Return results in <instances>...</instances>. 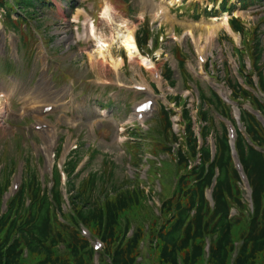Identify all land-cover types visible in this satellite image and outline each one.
Returning <instances> with one entry per match:
<instances>
[{"label":"rangeland","instance_id":"obj_1","mask_svg":"<svg viewBox=\"0 0 264 264\" xmlns=\"http://www.w3.org/2000/svg\"><path fill=\"white\" fill-rule=\"evenodd\" d=\"M51 1L55 7L41 15L42 24L38 25L35 20L28 23L29 34L24 38L26 47L13 30L7 32L2 26L0 29V96L10 97L7 106L14 112L6 117L4 113L3 121L0 119V179H4L5 166L14 159L11 191L18 178L19 185L23 184L29 162L43 184L52 188L53 170L59 167L62 171L68 156L77 150L84 157L80 180L90 172H106L109 168L119 180L138 177L150 197H146L143 211L137 218L158 216V198L164 200L172 196L180 176L175 158L164 150L177 146L161 135L160 125H164L161 107L174 112V132L184 143L187 107L192 110L195 131L200 136L201 124L197 118L203 107L200 91L209 94L214 89L222 97L226 95L231 103L234 101L228 78L246 86L243 66L247 65L245 70L251 72L252 65L243 45L258 30L264 40V0L247 7L248 0H229L234 7L226 13L221 12L223 0H74L72 4L68 0ZM107 8L110 15L105 14ZM207 12L217 17L208 18ZM195 13H199L200 18H195ZM224 16L227 20L239 17L249 34L241 36L224 27L218 31L212 46L199 25L207 23L208 26L201 27L208 29L210 24L222 23ZM92 23L96 29L94 37L87 36ZM147 25L159 47L158 50L153 48L152 38L145 49V57L154 62L155 69L129 59L120 40L127 28L136 34ZM199 46L204 48L202 53ZM236 49L245 53L244 57ZM181 60L186 61V70L179 69ZM114 61H122V64L115 68ZM45 65L48 66L47 76L51 77L49 86L58 91L70 89L69 94L62 96L59 109L45 112L46 120L56 127L58 134L51 170H46L44 138L37 121L33 115L23 114L26 103L41 85ZM166 67L174 70V84L165 77ZM156 73L161 74L162 83L157 81ZM144 84L153 89L154 104L145 118L140 119L136 117L135 108L149 98L148 92L140 90ZM254 94L264 99L258 90ZM243 105L252 109L250 102ZM237 107L234 106L233 119ZM261 118L264 119V115ZM215 121L230 124L217 114ZM136 131L141 134L137 136L140 141L133 139ZM135 143L143 147L140 163L136 159L137 151H130ZM160 178L161 186L156 185ZM66 182L67 177L63 175L67 200L65 214L70 210ZM243 186L247 196L248 188ZM156 190L162 193H155ZM156 256L147 238L139 264H156Z\"/></svg>","mask_w":264,"mask_h":264},{"label":"trees","instance_id":"obj_2","mask_svg":"<svg viewBox=\"0 0 264 264\" xmlns=\"http://www.w3.org/2000/svg\"><path fill=\"white\" fill-rule=\"evenodd\" d=\"M68 1L72 4L74 0ZM261 1L248 0L245 6ZM54 7L51 0H0V24L8 32L13 30L26 47L28 23L35 20L42 24L41 17ZM221 7L227 12L234 6L223 0ZM207 15L212 17L211 12ZM229 23L234 32L249 34L240 18H232ZM150 38L146 26L137 32L144 53ZM243 46L252 65L251 72L243 66L246 86L231 77L228 81L245 130L237 129L235 148L252 191V209L235 165L229 130L224 122L215 121V114L233 121L232 106L211 89L209 94L201 92L203 107L197 115L202 144L191 108L184 112L188 120L184 143L173 132L174 112L161 108V135L178 145L164 150L175 158L180 176L172 196L162 200L158 216L137 218L148 199L138 177L119 180L109 168L106 172H90L80 180L79 167L84 161L80 151L71 153L62 171L54 169L52 188L43 184L29 162L23 184L5 202L16 166V160L11 159L4 168V179H0V264H96L97 256L99 264H139L147 238L157 252L156 264H264V125L243 107L250 102L264 115V99L254 94L256 90L264 94V40L260 30ZM237 52L244 57L245 53ZM179 67L186 70L185 60ZM174 74L166 67L165 77L173 84ZM210 138L215 141V155ZM131 147L137 151V161L142 162V145ZM63 172L70 202L66 214ZM209 191L212 201L207 196ZM97 241L102 243L101 250L94 247Z\"/></svg>","mask_w":264,"mask_h":264},{"label":"bare ground","instance_id":"obj_3","mask_svg":"<svg viewBox=\"0 0 264 264\" xmlns=\"http://www.w3.org/2000/svg\"><path fill=\"white\" fill-rule=\"evenodd\" d=\"M175 1H180V0H173ZM106 15H110V9L107 8L105 11ZM224 16L222 18V23H213L210 24L211 26L207 29L202 28V25H207L206 24H200V29L204 30V32L208 35V42L210 45L214 46L215 45V36L217 35L218 31L221 30L222 28H227L230 30V26L228 24L227 18ZM126 31V30H125ZM93 36L96 35V29L92 23L91 27L87 29V36ZM120 40L126 49V52L128 53L129 59L136 61L139 60L142 62L146 67L149 69H155V64L153 61L150 59L141 56L140 51L137 47L136 43V38H135V33L132 29H128L125 33H123L120 36ZM200 42V41H199ZM199 51L202 53L204 51V48L199 46ZM101 55L104 56L103 50H101ZM203 55V54H202ZM205 55V54H204ZM203 58V57H202ZM113 67L117 68L120 67L122 64V61H119L118 63L114 61ZM137 62V61H136ZM47 65H45V71L42 74L41 78V85L35 90L36 94L32 96L26 103L24 109H23V114H31L34 116V118L37 121V126L40 127V133L44 138V148L43 151L47 155V165H46V170H51L52 165H53V154L54 150L57 146V141H58V134H57V129L56 127L51 123L46 120V114H45V109L48 107H52V110H57L60 107V103L62 101V96L64 94H69L70 89L69 88H64L60 91L55 90L54 86H49L51 83V77L47 76L48 74L46 73L47 71ZM156 79L159 83H162V76L160 73H156ZM142 85V84H141ZM143 88L146 90V92L149 93V98H147V101L154 100V95H153V89L150 87L149 84H144ZM146 101V102H147ZM31 102V103H30ZM144 103V102H143ZM10 97L6 94L3 96H0V119L3 121L4 119V113L5 117L11 114L13 111L10 109ZM142 104V103H141ZM139 104V105H141ZM138 105V106H139ZM5 106L7 109L5 110ZM136 106V108L138 107ZM5 111V112H4ZM14 113V112H13ZM146 114V113H144ZM144 114L142 117H144ZM136 116H138V113L136 112ZM68 153V150H66L63 158V162L65 161L66 155ZM18 181L15 183L13 192L15 191L16 187L18 186V183L20 182V178L17 179Z\"/></svg>","mask_w":264,"mask_h":264},{"label":"water","instance_id":"obj_4","mask_svg":"<svg viewBox=\"0 0 264 264\" xmlns=\"http://www.w3.org/2000/svg\"><path fill=\"white\" fill-rule=\"evenodd\" d=\"M214 152H215V149H214Z\"/></svg>","mask_w":264,"mask_h":264}]
</instances>
